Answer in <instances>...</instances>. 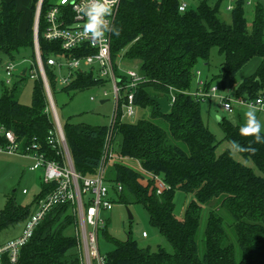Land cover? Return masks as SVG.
I'll list each match as a JSON object with an SVG mask.
<instances>
[{
    "label": "trees",
    "instance_id": "obj_1",
    "mask_svg": "<svg viewBox=\"0 0 264 264\" xmlns=\"http://www.w3.org/2000/svg\"><path fill=\"white\" fill-rule=\"evenodd\" d=\"M36 1H29L25 14L29 19L21 33L23 11L18 0H0V51L13 58L26 49L33 66ZM225 1L199 0L194 7L180 12L177 0H121L112 24L120 35L110 33L114 72L123 85L126 77L117 70L114 59L121 55L138 62L143 80L136 87L134 102L138 109H148L149 115L127 121L121 117V99L110 130L109 125L61 123L73 167L80 175L96 172L109 137L111 152L137 160L144 171L157 175L168 186L157 193L153 179H144L130 167L116 161L105 166V180L112 183L111 200L126 206L142 204L150 224L172 248L171 252L161 246L151 250L129 237L115 241L105 253L107 264H264V143L242 135V122L226 120L223 139L243 162L236 160L229 149L217 154L220 141L202 119V101L186 93L193 86L197 65L208 63L210 50L216 47L223 56L218 74L220 87L232 86L230 79L250 59L259 57L258 68L234 84V94L246 98L264 95V4L254 3L253 19L248 25L244 0H236L227 10L229 22L221 18ZM42 28L40 23L39 52L53 100L56 90L70 93L108 82L94 69L80 68L68 84L59 86L58 71L47 63V58L79 56L89 49L80 46L63 51L58 42L40 36ZM213 79L205 78L206 84H212ZM33 80L30 106L14 97V88L4 89L0 96V126L15 133L22 149L36 144L45 160L61 161L57 149L48 142L54 121L43 81L39 75ZM125 92L123 87L121 95ZM172 95L174 101L165 113L150 99H170ZM116 184L121 185L120 190ZM52 186L42 182L35 201ZM177 191L192 196L182 217L174 213ZM215 200V205H210ZM29 214L28 209L9 200L0 211V228L20 219L25 221ZM69 228L72 233L67 232ZM2 264H79L72 205H54L20 248L17 260L10 262L5 254Z\"/></svg>",
    "mask_w": 264,
    "mask_h": 264
},
{
    "label": "built area",
    "instance_id": "obj_2",
    "mask_svg": "<svg viewBox=\"0 0 264 264\" xmlns=\"http://www.w3.org/2000/svg\"><path fill=\"white\" fill-rule=\"evenodd\" d=\"M121 0H116L113 5V12L108 17L110 25L113 24ZM178 1V10L185 11L188 4L185 0ZM236 0H227L226 10L233 8ZM246 5H254L257 1L264 0H244ZM78 4L83 0H76ZM72 6V0H37L34 10L33 21V45L35 65H30L27 74L31 79L39 75L43 81L45 91L49 90L48 82L43 70L39 52V24L42 23L40 36L47 41H56L63 51H70L76 47L87 46L89 52L83 55H51L47 58V63L54 66L57 71V83L59 86L70 82L73 74L80 68L94 69L99 77H105L111 85L114 111L109 123V130L113 124L120 101L121 117H133L137 106L134 102V94L137 85L143 80V76L138 69H130L122 73L126 77L123 85H120L121 78L114 72L113 61L110 52V32L105 33L104 38L93 41L83 30L86 23L84 18L77 15ZM13 59V58H12ZM15 67L12 60L4 64L5 81L11 82V76ZM126 92L121 95V89ZM50 93V90H49ZM199 101L210 98L218 99L222 109L227 113H234L239 108H250L264 113V95L254 98H246L231 94L229 89H223L217 84L207 85L205 78L201 77L200 70H195L194 83L190 90L186 92ZM108 95L106 90L102 91V96ZM94 99V97H90ZM171 104L174 101L172 95L168 99ZM50 102L52 99L50 95ZM51 106L49 105V108ZM54 131L48 137V142L57 149L61 156V161L45 160L43 155L37 151V145L22 149L17 136L11 129L0 126V152L21 155L33 161L30 170H42V182L53 184V186L42 197L36 201L35 210L29 214L24 221L21 233L0 244V264L2 257L6 254L10 262H15L19 256L20 248L29 240L35 227L44 218L45 214L54 206L61 203H70L75 215V233L77 248L79 251V264H107L106 254L99 249V235L107 228L108 220L101 217V211H109L113 201L110 196V186L105 180L106 161L113 157L109 141L105 143L101 163L96 172L90 176H83L77 173L73 167L71 157L64 138L63 130L52 108ZM119 158V157H118ZM143 170V169H142ZM146 179H153L157 185L156 192L161 193L168 186L157 176L143 170ZM117 190L121 189L120 184L115 185ZM25 192V190H23ZM143 237L147 236L142 231Z\"/></svg>",
    "mask_w": 264,
    "mask_h": 264
},
{
    "label": "rangeland",
    "instance_id": "obj_3",
    "mask_svg": "<svg viewBox=\"0 0 264 264\" xmlns=\"http://www.w3.org/2000/svg\"><path fill=\"white\" fill-rule=\"evenodd\" d=\"M30 0H18V6L23 11V16L20 22V32L24 33L27 27L28 15H25L28 10ZM190 7H194L199 0H185ZM224 5L221 7V18L229 22L230 13L225 10ZM253 5L245 6V17L247 24L250 25L253 19ZM12 60L15 63V67L11 76V82L6 83L4 64ZM223 56L219 54L216 47L211 48L210 55L207 62H199L197 70H200L201 77L207 79H213V83L220 86V78L218 74L220 72V64L222 63ZM32 57L30 52L26 49L20 50L14 54L13 59L0 51V96L4 89L14 88V97L25 105L30 106L32 103V92L34 87V80L31 79L28 74L22 75L24 68L32 65ZM259 57L250 59L235 75L231 78V84H225L223 89H229L231 94H234V84L239 82L244 77L251 75L259 66ZM116 68L121 73L130 69H136L138 62L136 60H128L121 55L114 59ZM107 79V78H105ZM108 80V79H107ZM222 88V87H221ZM106 90L108 95L103 97L102 91ZM52 105L55 109L56 115L60 124L66 121L72 123H83L90 126L106 125L108 126L112 113L114 111V101L109 82H105L103 85L89 87L80 91L65 93L56 90L52 94L50 92ZM90 97H94L91 99ZM103 101V102H101ZM201 115L204 123L208 126L209 130L220 141L216 148V153L219 154L226 149L231 151L232 156L243 162L242 157L238 152L223 139V122L228 120L233 123L242 122L246 123V113L250 108H239L234 113L225 112L218 99L210 98L202 101L200 105ZM51 113L53 110L50 107ZM256 117L261 123V131H264V113L255 110ZM148 109H136L133 117L126 118L127 121L134 122L142 117H148ZM159 122L158 120H155ZM163 124V123H161ZM118 137L115 138V143ZM113 157L108 159L107 167L109 163L116 161L118 156L115 152H112ZM33 164V161L21 155L8 154L0 152V211L4 210L9 200H12L15 205L21 209H28L32 213L36 208L35 197L39 193L42 184V170H30L29 167ZM248 164L252 165L251 162ZM107 167H105V174ZM144 175V173H142ZM145 179V178H144ZM109 186L111 182L106 181ZM25 190V192H23ZM181 195V194H180ZM177 200V199H176ZM217 200L211 202L210 205H215ZM178 203V201H177ZM206 208L204 213L206 212ZM131 218H129V214ZM101 217L108 220L106 233H100L99 235V249L102 253H106L113 248L115 241L126 240L131 237L134 239L138 246L149 247L151 250H156L158 246L165 248L171 252L172 248L165 240V238L153 227L149 222V215L146 208L139 203L125 205L119 201H114L112 208L109 211H101ZM24 220L20 219L13 223L0 228V244L18 236L23 228ZM142 231L147 233L146 237L141 235ZM68 233H72V228L67 230Z\"/></svg>",
    "mask_w": 264,
    "mask_h": 264
},
{
    "label": "clouds",
    "instance_id": "obj_4",
    "mask_svg": "<svg viewBox=\"0 0 264 264\" xmlns=\"http://www.w3.org/2000/svg\"><path fill=\"white\" fill-rule=\"evenodd\" d=\"M115 2L116 0H83L78 4L76 0H72L74 11L78 10L77 15L86 20L83 26L84 32L93 41L101 40L105 33L109 32L116 36L120 35L119 30L114 25H110L108 20ZM246 116V123L240 129L241 134L253 136L255 143H264V135L261 134L262 125L256 117L255 110H249Z\"/></svg>",
    "mask_w": 264,
    "mask_h": 264
},
{
    "label": "crops",
    "instance_id": "obj_5",
    "mask_svg": "<svg viewBox=\"0 0 264 264\" xmlns=\"http://www.w3.org/2000/svg\"><path fill=\"white\" fill-rule=\"evenodd\" d=\"M23 71L25 73L26 68H24L22 70V72ZM24 73H22V74L24 75ZM116 159H117L116 162H120V163L130 167L131 169L135 170L136 172H139L141 174L143 173V170H142V168H141V166L137 160L132 159V158H127V157H119ZM143 176H144V178H147V176L145 174ZM191 199H192V196L189 194H185V193L180 192V191L175 192V195H174V213L177 216L182 217L184 215L185 209H186V207H187V205ZM177 201H178V203H177Z\"/></svg>",
    "mask_w": 264,
    "mask_h": 264
},
{
    "label": "water",
    "instance_id": "obj_6",
    "mask_svg": "<svg viewBox=\"0 0 264 264\" xmlns=\"http://www.w3.org/2000/svg\"><path fill=\"white\" fill-rule=\"evenodd\" d=\"M22 73H24V71ZM46 95H47L48 103H49V105L52 108V104L50 102V93H49V90H47V89H46ZM150 99L158 104L159 111L161 113H165V112H167L169 110L170 103L168 101V97H166V96H164V97H153L152 96V97H150ZM101 102H103V101H101ZM128 214H129V218H131V215H130L129 212H128Z\"/></svg>",
    "mask_w": 264,
    "mask_h": 264
}]
</instances>
